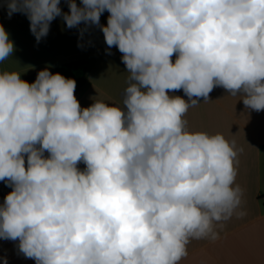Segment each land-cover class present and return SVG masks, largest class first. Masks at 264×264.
Returning <instances> with one entry per match:
<instances>
[{
	"label": "clouds",
	"instance_id": "obj_1",
	"mask_svg": "<svg viewBox=\"0 0 264 264\" xmlns=\"http://www.w3.org/2000/svg\"><path fill=\"white\" fill-rule=\"evenodd\" d=\"M4 3L37 42L57 17L81 36L99 27L128 77L121 103L82 108L50 65L32 83L0 71V240L35 264H180L191 240L246 215L235 142L184 117L216 87L264 111V0ZM15 50L0 23V62ZM181 89L187 101L170 95Z\"/></svg>",
	"mask_w": 264,
	"mask_h": 264
},
{
	"label": "crops",
	"instance_id": "obj_2",
	"mask_svg": "<svg viewBox=\"0 0 264 264\" xmlns=\"http://www.w3.org/2000/svg\"><path fill=\"white\" fill-rule=\"evenodd\" d=\"M76 2L80 4V0ZM60 7L67 13V0H61ZM108 15L107 11L101 15L100 24H107ZM0 23L16 49L12 57L0 62V71L18 72L26 80L46 66L79 61L88 68L85 84L75 95L81 107H89L93 98L121 103L123 89L127 87V69L121 60L122 53L116 47L108 48L99 27H89L81 36L83 24L68 28L62 17H57L51 22L48 35L37 42L27 16L13 13L9 18L4 0H0ZM170 95L188 100L182 89ZM241 99L216 87L208 101L198 98L200 104L190 108L184 117L190 131L221 133L235 142L240 150L235 183L243 191L240 210L246 215H233L222 222L215 241L191 240L188 255L180 264H264V203L260 198L264 195V111L246 109ZM78 167L83 170L86 165L81 162ZM11 190L0 181V203ZM17 245L18 241L0 240V264L5 260L7 264H35L19 253Z\"/></svg>",
	"mask_w": 264,
	"mask_h": 264
},
{
	"label": "trees",
	"instance_id": "obj_3",
	"mask_svg": "<svg viewBox=\"0 0 264 264\" xmlns=\"http://www.w3.org/2000/svg\"><path fill=\"white\" fill-rule=\"evenodd\" d=\"M49 71L52 72L53 74L60 73L67 78L75 79L76 81L75 95H76L78 91L82 88V86L85 84L88 68L85 63L74 61V62L64 63L54 67H50ZM37 73L27 77L26 81H28L29 83L34 82ZM260 198L263 200L264 203V195H262Z\"/></svg>",
	"mask_w": 264,
	"mask_h": 264
}]
</instances>
